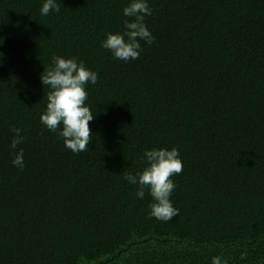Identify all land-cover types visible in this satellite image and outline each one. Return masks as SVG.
<instances>
[{"label": "trees", "instance_id": "obj_1", "mask_svg": "<svg viewBox=\"0 0 264 264\" xmlns=\"http://www.w3.org/2000/svg\"><path fill=\"white\" fill-rule=\"evenodd\" d=\"M129 2L0 0V264H264V0H148L154 41L125 63L100 45ZM54 56L99 76L79 154L40 123ZM152 148L183 162L170 222L124 179Z\"/></svg>", "mask_w": 264, "mask_h": 264}, {"label": "clouds", "instance_id": "obj_2", "mask_svg": "<svg viewBox=\"0 0 264 264\" xmlns=\"http://www.w3.org/2000/svg\"><path fill=\"white\" fill-rule=\"evenodd\" d=\"M57 0H43L40 14L47 16L50 12H59ZM152 14L148 0H130L123 8L124 31L122 33H107L101 42V48L108 50L113 59L125 63L139 59L143 52L141 42L151 45L154 37L145 23V18ZM52 66L40 77L42 86H47L46 110L40 116V123L49 132L58 133L63 139L64 146L73 154L89 150L91 137L89 127L95 116L87 106V85L98 83V73L87 68L83 61L76 58L66 59L54 56ZM10 147L14 151L18 145L24 143L25 137L20 128H12ZM140 163L144 164L142 172L133 175L124 173V179L131 185L137 186L135 193L138 199H144L145 191L152 198L149 208V218L162 222H170L179 216V209L175 208L170 197L176 185L172 179L183 171V162L177 148H152L145 150ZM13 167L24 168V154L20 150L15 152L11 161ZM212 264H227L221 257L212 259Z\"/></svg>", "mask_w": 264, "mask_h": 264}]
</instances>
